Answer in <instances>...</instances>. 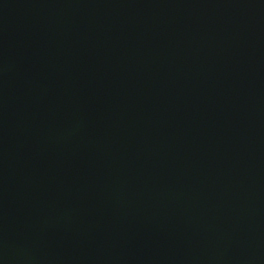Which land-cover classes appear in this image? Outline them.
<instances>
[{"label":"water","instance_id":"1","mask_svg":"<svg viewBox=\"0 0 264 264\" xmlns=\"http://www.w3.org/2000/svg\"><path fill=\"white\" fill-rule=\"evenodd\" d=\"M0 264H264V0H0Z\"/></svg>","mask_w":264,"mask_h":264}]
</instances>
